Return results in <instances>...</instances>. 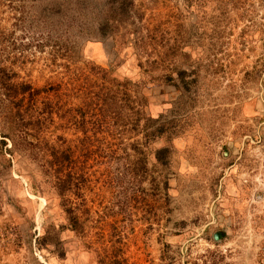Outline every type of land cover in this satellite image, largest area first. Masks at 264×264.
Wrapping results in <instances>:
<instances>
[{"label": "rangeland", "instance_id": "obj_1", "mask_svg": "<svg viewBox=\"0 0 264 264\" xmlns=\"http://www.w3.org/2000/svg\"><path fill=\"white\" fill-rule=\"evenodd\" d=\"M0 264H264V0H0Z\"/></svg>", "mask_w": 264, "mask_h": 264}, {"label": "trees", "instance_id": "obj_2", "mask_svg": "<svg viewBox=\"0 0 264 264\" xmlns=\"http://www.w3.org/2000/svg\"><path fill=\"white\" fill-rule=\"evenodd\" d=\"M26 88H27V86H24V87L22 88L23 92H24V90H25ZM166 151H167V149L164 150V151H160V150H158V153H157V154H158V157L162 159L163 156H164L163 153L166 152ZM61 183H63V182H61Z\"/></svg>", "mask_w": 264, "mask_h": 264}, {"label": "water", "instance_id": "obj_3", "mask_svg": "<svg viewBox=\"0 0 264 264\" xmlns=\"http://www.w3.org/2000/svg\"><path fill=\"white\" fill-rule=\"evenodd\" d=\"M214 237H215V239H218V235H217V234H215V236H214Z\"/></svg>", "mask_w": 264, "mask_h": 264}]
</instances>
